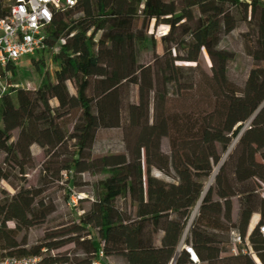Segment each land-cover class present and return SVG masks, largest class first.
Returning a JSON list of instances; mask_svg holds the SVG:
<instances>
[{
    "label": "trees",
    "instance_id": "16d2710c",
    "mask_svg": "<svg viewBox=\"0 0 264 264\" xmlns=\"http://www.w3.org/2000/svg\"><path fill=\"white\" fill-rule=\"evenodd\" d=\"M9 1L0 0V19ZM239 19L254 35H238L246 67L235 80L231 72L242 58L223 42ZM158 28L165 33L158 36ZM44 33L43 53L54 67L31 60L39 77L34 90L13 87V65L0 68L11 78L0 98V259L92 263L60 252L62 241L27 243L28 230L55 212L54 199L45 197L39 207V197L61 184L66 203L72 191L89 186L79 203L90 202L85 218L101 221L90 246L102 252V262L255 264L230 254L229 232L244 238L257 215L248 241L264 264L258 231L264 199L254 184L264 185L256 160H264V0H80L55 10ZM136 44L145 55L154 47L150 60L138 63ZM110 129L121 131L123 150L93 156L98 131ZM163 139L168 154L160 149ZM35 169V186H28L27 172ZM84 174L104 178L88 184Z\"/></svg>",
    "mask_w": 264,
    "mask_h": 264
},
{
    "label": "rangeland",
    "instance_id": "374dc122",
    "mask_svg": "<svg viewBox=\"0 0 264 264\" xmlns=\"http://www.w3.org/2000/svg\"><path fill=\"white\" fill-rule=\"evenodd\" d=\"M244 2L249 0H242ZM124 3L130 4L128 1H124ZM113 25H115L116 20H113L111 22ZM164 28H158L156 30V34L158 36L165 33ZM241 33H249L252 37L254 35L252 26L245 21L238 20L236 29L224 39L223 45L230 47L231 49H234L241 55L242 58V65L236 69H233L231 74L235 80L242 79L244 69L246 67V60L241 54L240 46H239V40L238 35ZM154 47H149V53L145 55L142 51V47L139 44L135 45V58L138 61V63H141L143 61V58H146L150 60L152 56V50ZM157 51L161 52L160 48H157ZM164 57V55H161ZM40 58L46 60V63L49 64L50 68H53L51 59L52 55L40 53L36 55L33 58L26 59L21 62V65L17 67V78L16 81L13 84V87H20V88H32L35 89L39 84V77L36 73L34 67L32 66L31 60L34 59L35 61H38ZM200 61L202 62L205 69H207V60L204 56H200ZM177 63L183 65V66H194L195 60L192 59H184L180 58L176 60ZM6 79L9 78V75L6 76ZM149 114H147L146 119H148ZM16 132L13 133V137L15 139ZM160 149L163 153L168 154V143L166 139H163L161 141ZM123 150V144H122V135L121 131L118 129H110V130H100L98 131L91 153L93 156H101L106 154H115L118 152H121ZM2 155L0 154V158ZM44 160V156L42 153H37L35 156L36 163H42ZM256 160L260 163H262L264 168V160H261L258 156L256 157ZM38 175V169L31 170L27 172L26 179L28 186H35L36 179ZM82 181L86 182L88 184H91L92 182L104 178V175H89L84 174L81 176ZM157 177H161L157 175ZM212 177H210L206 185H211L213 180H211ZM168 180V179H167ZM255 187H256V181H254ZM59 186H54L50 190L47 191L44 195L40 196L37 205L39 207H42L44 205L45 197H50L54 199V206H55V212L50 215L46 220L37 222L34 224V226L28 230L27 232V243L28 245H34L38 244L40 242H48V241H62L64 244V249L70 250V256H78L80 258H87L93 261L95 259L94 253L91 250L90 246V239L91 235H94L96 238L100 237V228H101V221L99 218L96 217H90L85 218V215L89 213L90 209V202L84 201L77 204V208L75 210H69L66 205L65 200V185L58 184ZM3 189L0 187V191ZM256 190L258 191L259 195L264 199V187H261L258 189L256 187ZM76 192L83 193L84 195H90V188L89 186H83L82 188H79L78 190H75ZM11 194L14 192H10ZM1 198V196H0ZM233 207H236V201L235 199L232 200ZM264 219V213L260 217ZM84 219V221L82 220ZM8 228H12V224H7ZM20 237V236H19ZM229 246H230V237H229ZM250 247V244H249ZM251 249V247H250ZM252 250V249H251ZM62 251V250H60ZM180 251V249H179ZM59 253V252H58ZM57 252H51L47 255H56ZM114 264H119L120 262L118 260L110 259Z\"/></svg>",
    "mask_w": 264,
    "mask_h": 264
},
{
    "label": "built area",
    "instance_id": "2783aa9c",
    "mask_svg": "<svg viewBox=\"0 0 264 264\" xmlns=\"http://www.w3.org/2000/svg\"><path fill=\"white\" fill-rule=\"evenodd\" d=\"M80 0H10L8 10L4 18L0 19V68L7 65L19 67L21 62L33 58L46 50L47 36L44 29L51 23L52 15L55 10L61 8H72ZM9 86L7 79L0 76V98L7 94ZM34 90L32 88H27ZM12 103H15V94L8 93ZM63 178L65 175L62 174ZM256 181V187L260 189L264 185ZM3 184H0L2 186ZM86 195L72 191L68 202L69 210H75L80 200ZM259 216H254L249 224L247 235L244 238L234 230L229 232L230 254L233 256L244 255L250 258L255 264H259L256 254L250 249L248 234L257 224ZM258 231L264 240V224L258 227ZM66 250V249H64ZM62 249V251H64ZM192 263H197V258L192 249L188 246H181ZM57 252V251H56ZM61 252V251H60ZM95 259L91 264H114L110 259L102 262V252L94 254ZM38 258L19 259L6 257L0 259V264H37Z\"/></svg>",
    "mask_w": 264,
    "mask_h": 264
},
{
    "label": "crops",
    "instance_id": "0c3cea01",
    "mask_svg": "<svg viewBox=\"0 0 264 264\" xmlns=\"http://www.w3.org/2000/svg\"><path fill=\"white\" fill-rule=\"evenodd\" d=\"M236 211H237V209H236V207H234V208L232 209V217H233V218H234L235 215H236Z\"/></svg>",
    "mask_w": 264,
    "mask_h": 264
},
{
    "label": "water",
    "instance_id": "95a60500",
    "mask_svg": "<svg viewBox=\"0 0 264 264\" xmlns=\"http://www.w3.org/2000/svg\"><path fill=\"white\" fill-rule=\"evenodd\" d=\"M264 104V103H263ZM262 106V105H261ZM261 106L259 107V109L261 108ZM213 177H214V175L212 176V178H211V180H213ZM181 248V247H180Z\"/></svg>",
    "mask_w": 264,
    "mask_h": 264
},
{
    "label": "bare ground",
    "instance_id": "6f19581e",
    "mask_svg": "<svg viewBox=\"0 0 264 264\" xmlns=\"http://www.w3.org/2000/svg\"><path fill=\"white\" fill-rule=\"evenodd\" d=\"M178 60V59H177Z\"/></svg>",
    "mask_w": 264,
    "mask_h": 264
}]
</instances>
